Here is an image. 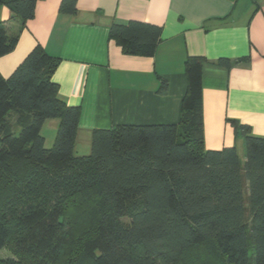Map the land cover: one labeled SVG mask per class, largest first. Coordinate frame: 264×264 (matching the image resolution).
Returning <instances> with one entry per match:
<instances>
[{
    "label": "trees",
    "instance_id": "obj_1",
    "mask_svg": "<svg viewBox=\"0 0 264 264\" xmlns=\"http://www.w3.org/2000/svg\"><path fill=\"white\" fill-rule=\"evenodd\" d=\"M38 1L0 0V8L23 27ZM60 10L75 12V0ZM161 34L148 22L111 26L126 54H153ZM17 41L0 19V56ZM204 62H185L178 124L94 129L87 155L75 151L81 110L58 94L56 57L38 44L10 76L0 73V192L9 194L0 200V251L21 264H264V136L231 119L245 158L236 145L206 148ZM50 118L60 122L47 147ZM23 196L8 216L4 206Z\"/></svg>",
    "mask_w": 264,
    "mask_h": 264
},
{
    "label": "crops",
    "instance_id": "obj_2",
    "mask_svg": "<svg viewBox=\"0 0 264 264\" xmlns=\"http://www.w3.org/2000/svg\"><path fill=\"white\" fill-rule=\"evenodd\" d=\"M39 0L22 27L6 6L0 19L18 36L0 56V73L10 76L38 44L59 60L53 80L59 96L80 106L76 154L91 151L92 131L117 124H178L188 80L185 62L202 56L204 141L208 149L236 145L231 119L264 136V0ZM141 21L161 26L153 54H126L111 37L113 24ZM228 58L230 67L218 61ZM165 80L167 85L161 89ZM60 120L44 122L47 147Z\"/></svg>",
    "mask_w": 264,
    "mask_h": 264
},
{
    "label": "rangeland",
    "instance_id": "obj_3",
    "mask_svg": "<svg viewBox=\"0 0 264 264\" xmlns=\"http://www.w3.org/2000/svg\"><path fill=\"white\" fill-rule=\"evenodd\" d=\"M10 118L12 121H15L14 115H12ZM15 130H16V133L18 134L20 131V128L16 125ZM8 196L9 194L5 195V194H1L0 192L1 201L7 200ZM24 200H25L24 196L20 198V200L14 201L13 199L9 204L4 206L3 210L7 212L8 216H13V214L16 213L19 210V208L22 206ZM0 260L16 261L18 264L22 263V262H18L19 261L18 257L9 248H4L0 251Z\"/></svg>",
    "mask_w": 264,
    "mask_h": 264
}]
</instances>
